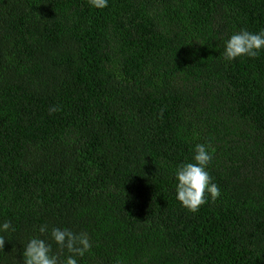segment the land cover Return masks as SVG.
<instances>
[{
    "label": "trees",
    "instance_id": "trees-1",
    "mask_svg": "<svg viewBox=\"0 0 264 264\" xmlns=\"http://www.w3.org/2000/svg\"><path fill=\"white\" fill-rule=\"evenodd\" d=\"M242 28L264 0H0V264L42 224L88 234L79 264H264V51L223 59ZM197 143L221 195L191 212Z\"/></svg>",
    "mask_w": 264,
    "mask_h": 264
},
{
    "label": "clouds",
    "instance_id": "clouds-1",
    "mask_svg": "<svg viewBox=\"0 0 264 264\" xmlns=\"http://www.w3.org/2000/svg\"><path fill=\"white\" fill-rule=\"evenodd\" d=\"M91 7L104 9L109 0H88ZM264 51V29L250 32L240 29L232 33L224 42L223 59L231 62L239 57L257 58ZM191 162L180 164L173 173L175 179L176 199L191 212L199 210L200 206L215 201L220 197L219 186L213 182L208 171L212 161V152L209 144L197 143L193 149ZM14 232L10 221L0 222V233ZM39 235L30 237L20 253L23 264H79V259L88 253L92 243L86 232L76 233L67 227H55L50 230L48 225L39 226ZM5 235H0V251L3 250ZM53 244L66 250L69 255L63 259L53 250Z\"/></svg>",
    "mask_w": 264,
    "mask_h": 264
}]
</instances>
